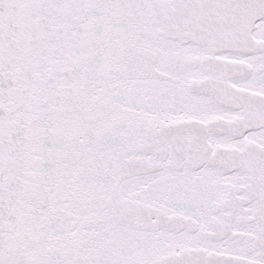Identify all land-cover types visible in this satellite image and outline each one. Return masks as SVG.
Instances as JSON below:
<instances>
[{
	"label": "snow or ice",
	"instance_id": "obj_1",
	"mask_svg": "<svg viewBox=\"0 0 264 264\" xmlns=\"http://www.w3.org/2000/svg\"><path fill=\"white\" fill-rule=\"evenodd\" d=\"M0 264H264V0H0Z\"/></svg>",
	"mask_w": 264,
	"mask_h": 264
}]
</instances>
